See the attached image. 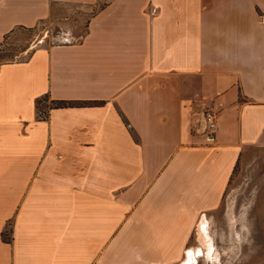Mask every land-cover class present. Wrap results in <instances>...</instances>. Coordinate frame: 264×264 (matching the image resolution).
<instances>
[{
    "label": "crops",
    "instance_id": "obj_1",
    "mask_svg": "<svg viewBox=\"0 0 264 264\" xmlns=\"http://www.w3.org/2000/svg\"><path fill=\"white\" fill-rule=\"evenodd\" d=\"M100 1L0 63V264H180L264 157V0H0V41Z\"/></svg>",
    "mask_w": 264,
    "mask_h": 264
},
{
    "label": "rangeland",
    "instance_id": "obj_2",
    "mask_svg": "<svg viewBox=\"0 0 264 264\" xmlns=\"http://www.w3.org/2000/svg\"><path fill=\"white\" fill-rule=\"evenodd\" d=\"M102 4L100 1L93 9L79 3L62 5L34 26L17 27L0 41V63L24 60L40 44L76 40L85 32L90 15ZM47 100L42 99L41 111L46 110ZM259 160L236 167L220 207L203 215L209 223V240L203 236L201 219L198 234L196 231L187 249L207 248L209 244L221 264H264L263 155ZM197 260L195 264H213L206 255Z\"/></svg>",
    "mask_w": 264,
    "mask_h": 264
},
{
    "label": "bare ground",
    "instance_id": "obj_3",
    "mask_svg": "<svg viewBox=\"0 0 264 264\" xmlns=\"http://www.w3.org/2000/svg\"><path fill=\"white\" fill-rule=\"evenodd\" d=\"M201 229L203 230V236L206 237V240H209V233H208V228H209V223L208 219L205 216L200 224ZM207 242V241H206ZM207 256L210 260L213 261V264H221L218 261V256L214 255L212 252L211 246L207 244V248H203L202 246L198 247H192L188 250V256L186 259L182 262V264H194L199 256ZM221 262V261H220Z\"/></svg>",
    "mask_w": 264,
    "mask_h": 264
},
{
    "label": "built area",
    "instance_id": "obj_4",
    "mask_svg": "<svg viewBox=\"0 0 264 264\" xmlns=\"http://www.w3.org/2000/svg\"><path fill=\"white\" fill-rule=\"evenodd\" d=\"M199 122L201 131L206 134L209 139H212L218 126L217 110L213 106H205L201 111Z\"/></svg>",
    "mask_w": 264,
    "mask_h": 264
},
{
    "label": "trees",
    "instance_id": "obj_5",
    "mask_svg": "<svg viewBox=\"0 0 264 264\" xmlns=\"http://www.w3.org/2000/svg\"><path fill=\"white\" fill-rule=\"evenodd\" d=\"M8 34L5 35V37L7 36ZM4 37V38H5ZM74 102H77V101H69V100H57L55 101V104L56 105H67V104H71V103H74Z\"/></svg>",
    "mask_w": 264,
    "mask_h": 264
}]
</instances>
